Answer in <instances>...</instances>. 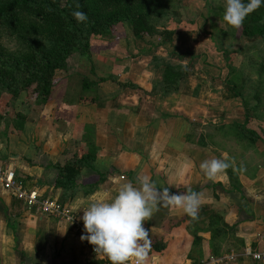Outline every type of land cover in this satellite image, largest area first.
<instances>
[{
    "label": "crops",
    "instance_id": "crops-1",
    "mask_svg": "<svg viewBox=\"0 0 264 264\" xmlns=\"http://www.w3.org/2000/svg\"><path fill=\"white\" fill-rule=\"evenodd\" d=\"M170 2L184 17L160 27L171 31L169 40L129 34L93 53L94 78L86 88L79 87L74 96L62 87L59 100L49 98L35 108L31 164L15 155L21 150L15 133L0 141V162L15 175L30 177V188L61 201L82 225L80 210L91 201L110 200L122 183L136 185L147 176L172 192L191 187L202 193L197 220L160 206L144 223L155 241L153 264H200L209 256L218 264H264L251 256L264 251V135L239 129L245 111L225 82L227 67L212 38L211 7L200 0ZM165 64L182 73L175 90L171 85L159 89ZM6 148L15 152L9 161ZM74 149L94 154L76 183L96 186L61 199L51 165H62ZM222 153L237 170L207 180L200 163ZM73 228L62 218L27 209L0 188V264H85L88 259L109 264Z\"/></svg>",
    "mask_w": 264,
    "mask_h": 264
},
{
    "label": "trees",
    "instance_id": "trees-1",
    "mask_svg": "<svg viewBox=\"0 0 264 264\" xmlns=\"http://www.w3.org/2000/svg\"><path fill=\"white\" fill-rule=\"evenodd\" d=\"M244 2L247 3L248 0ZM164 3L165 0H10L5 8L0 9V25L6 24L7 29L9 28L8 33L11 29L14 36L20 35L22 39L29 38L37 32L49 31L51 42L47 46L46 42L31 37V42L20 50L10 49L0 42V122L4 112L6 113L13 105L22 90H30L42 102L47 101L55 87L54 70L63 68L66 56L86 53L93 37L99 34L96 30L102 27L111 26L113 22H124V25L130 27L131 34L135 38L142 39L157 35L162 41L169 40L171 31L160 28L158 33L152 34L150 29L154 27L144 21L141 12L142 8H155ZM77 5L80 7L77 8ZM126 6L128 7L125 8ZM74 11L85 12L87 21L78 23L72 15ZM247 17L240 28V35L247 38L264 36V3ZM31 18L36 20L37 24L31 26ZM25 29L27 35L21 32ZM232 52L236 53V51ZM229 54L225 53L222 56L226 67L231 66ZM171 69L176 68L168 64L163 66L160 90L168 89L167 85H171L172 90L176 89L182 73ZM233 78L236 77L231 75L229 77V74H226L225 82L235 92L234 94L239 96ZM242 106L245 111V124L239 129L246 135L255 134L246 127L250 119L246 115V107L243 104ZM15 116L21 117L19 114ZM9 130H11L9 132L14 131L12 125ZM255 137L253 136V139ZM93 160V153L78 149L62 165H51L57 170L53 186L62 190L61 199L66 196L71 198L77 190L86 194L95 188V182L78 185L75 181L79 178L81 169L91 167ZM30 179L28 176H15V180L25 189L33 186ZM84 185L88 188L84 189ZM57 203L62 205L61 201ZM184 219L188 220L189 217L184 214ZM100 262L88 259L85 264H100Z\"/></svg>",
    "mask_w": 264,
    "mask_h": 264
},
{
    "label": "rangeland",
    "instance_id": "rangeland-1",
    "mask_svg": "<svg viewBox=\"0 0 264 264\" xmlns=\"http://www.w3.org/2000/svg\"><path fill=\"white\" fill-rule=\"evenodd\" d=\"M9 1L10 0H0V9L5 8L4 6L8 5ZM170 1L171 0H165V3L167 4L164 3L163 5L156 6L155 8L146 7L141 9L144 21H146L151 27H154L150 29L152 34L158 33L160 31V27L166 25L169 20H173L174 18L179 19V16L184 17L183 10L181 11L180 9V13L178 12L177 14L178 10L174 8L175 6H173V3ZM200 1L203 2L205 6L211 7H209L211 13H213L210 14L211 20V15H214V22L212 21L211 30H213V40L216 47L220 50V52H222V56L225 53H230L228 56L231 66L227 67V74H229V77L230 75L232 77H236L233 78L236 81L235 89L238 90V97H240L239 99L242 100V104L246 107V115L250 119L249 129L263 136L264 36H256L253 38L243 37L240 35V28H229L225 31L220 27V24L223 22L222 17L224 11V0ZM175 3L176 1H174V4ZM127 7L128 6L125 8ZM123 23L124 22H113L111 26L108 25L102 27L100 30H96L99 34L93 37L91 45L86 53L65 57L63 68L54 70V89L57 91H53L50 95V99L55 101L59 100L62 87H64V89L68 88L69 91L73 92L74 96L78 93L77 89L79 87H87L85 84L90 81V78H94L91 76V55L93 53H97L98 50L104 46H107L110 41H120L121 37H125L126 35L132 33L130 27L127 24L124 25ZM31 24V26H33V24H37L36 20L31 18ZM0 26H2L0 27V42L13 50L22 49L24 45L31 42V37H35L36 39L46 42L48 44L47 46H49L51 42L50 34H48L49 31L37 32L29 38L22 39L20 38L22 37L20 35L14 36V32L11 29L8 33L9 28L7 29L6 24L2 23ZM26 31L27 30L25 29L21 32L25 33L23 35H27L28 33ZM31 33L33 32L31 31ZM232 51H236V53ZM43 103L44 102L34 96L30 90H22L17 95L13 105H11L6 113L4 112L3 118L0 122V141H5L9 133H15L16 135H19L17 142L22 143V145L19 143L16 146V148L21 149L18 150L17 153L13 152V148H10L11 151L6 148V152L3 154L6 161L10 160L9 153H15L19 159H24L31 164V147L35 143V140H31V122H34L33 119L36 112L35 108L43 105ZM16 114L21 115V117L19 118L18 116H15ZM40 119L42 122V116ZM11 125L13 126L14 131L9 132L11 131L9 130ZM74 147L71 148V151ZM26 148L28 149V152H25L24 149ZM16 156H14V158H16ZM2 163L4 162L2 161ZM73 230L77 231L76 227L73 228ZM155 257L156 254L154 252H150L148 256V263L153 264L156 261Z\"/></svg>",
    "mask_w": 264,
    "mask_h": 264
},
{
    "label": "clouds",
    "instance_id": "clouds-1",
    "mask_svg": "<svg viewBox=\"0 0 264 264\" xmlns=\"http://www.w3.org/2000/svg\"><path fill=\"white\" fill-rule=\"evenodd\" d=\"M264 0H224L223 22L220 27L239 29L246 17L259 9ZM77 8L80 6L77 5ZM78 23L87 21L83 11L72 12ZM229 168L236 171L235 161L222 153L220 158L205 159L199 169L207 180H215ZM202 193L188 187L184 192H172L167 187L158 188L147 176L119 185L110 200H94L88 203L80 219L85 234L80 240L93 246V252L109 264H145L152 249L149 221L160 206L181 210L191 220L199 217ZM72 219V218H71Z\"/></svg>",
    "mask_w": 264,
    "mask_h": 264
},
{
    "label": "built area",
    "instance_id": "built-area-1",
    "mask_svg": "<svg viewBox=\"0 0 264 264\" xmlns=\"http://www.w3.org/2000/svg\"><path fill=\"white\" fill-rule=\"evenodd\" d=\"M15 173L8 165L0 162V188L8 191L16 199L22 201L27 209H34L36 212L43 215H52L63 218L69 224L76 227L78 234H85L83 225L75 220V217L63 205L57 203L54 198L41 197L33 188L25 189L16 180ZM72 218V219H71ZM89 244L87 240H84ZM93 250V246H92ZM251 256L255 259L264 261V251L260 253H252ZM219 259L213 256L207 257L200 264H218Z\"/></svg>",
    "mask_w": 264,
    "mask_h": 264
}]
</instances>
